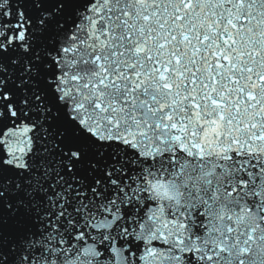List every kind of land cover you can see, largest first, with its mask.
Instances as JSON below:
<instances>
[{
  "label": "snow or ice",
  "instance_id": "1",
  "mask_svg": "<svg viewBox=\"0 0 264 264\" xmlns=\"http://www.w3.org/2000/svg\"><path fill=\"white\" fill-rule=\"evenodd\" d=\"M0 264H264V0H0Z\"/></svg>",
  "mask_w": 264,
  "mask_h": 264
}]
</instances>
